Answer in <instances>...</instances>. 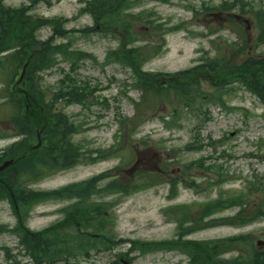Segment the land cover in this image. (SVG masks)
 I'll list each match as a JSON object with an SVG mask.
<instances>
[{
  "label": "trees",
  "instance_id": "1",
  "mask_svg": "<svg viewBox=\"0 0 264 264\" xmlns=\"http://www.w3.org/2000/svg\"><path fill=\"white\" fill-rule=\"evenodd\" d=\"M134 0H93L85 3L83 14L91 16L94 27L78 31L88 37L93 34H106L110 29L117 28L125 34L127 42L132 44L138 38L132 32V23L141 19L126 13L133 6ZM165 2L167 0H156ZM50 0H29V6L18 9L7 7L0 0V80L4 82V89L0 90V98L5 101L0 104L12 106L13 113L9 119L17 134H23L24 139L7 148L6 156L13 157L17 163L7 171L0 173V200H9L13 195L17 202L29 207L33 199L25 198L19 191L27 171L31 168L43 170L44 175L69 169L78 164L98 162L110 159L113 151H96V157H90V152L82 153V147L72 142V136L83 131L82 126H75L69 118L56 106L64 101L66 104H78L88 108L96 99L93 97L94 89L88 84L75 85L72 80H61L56 91L50 92L51 98L46 105L43 104L44 93L40 87L37 74L54 68L59 61L71 62L74 68L79 63L91 58L89 54L70 50V42L54 44L55 39H64L70 33L64 29L67 20L55 17L52 19L35 18L29 15L34 7L40 3L48 4ZM206 11H215L225 14L240 13V16L249 14L258 34L255 46L264 44V7L252 5L245 0L224 2L218 7H207ZM236 24V23H235ZM43 27H49L51 37L40 41L36 33ZM149 39L156 38L150 47H130L124 45L107 53L106 62L116 63L124 68H130L135 81L133 87L146 94L149 99H164L168 103H182L185 107L192 105L200 97L201 82L208 84L215 90L224 93L234 84L243 86L247 91L264 103V56H255L248 52L243 40L241 46L237 45L228 57L216 56L203 58V63L188 71L175 75L161 73H145L141 71L142 65L161 53L165 46V33L175 29H163L161 25L151 28ZM9 52V53H8ZM7 53V54H5ZM5 54V55H4ZM29 61L27 71L23 78L22 89L28 94L27 98L19 94L14 88L13 78L17 69ZM176 78L177 80H171ZM168 79L165 83L164 80ZM38 92V94H37ZM223 103L221 95L213 98ZM36 100L38 107L32 104ZM93 100V101H92ZM148 102V101H147ZM146 109V108H144ZM143 109V110H144ZM144 116V111L140 110ZM46 117V122L44 121ZM143 122H138L140 125ZM121 124L134 126L136 121L126 119ZM42 136L43 146L35 151H27L28 140L34 137L35 131ZM25 154V158L17 156ZM214 167L207 168L208 171ZM16 171V172H14ZM218 179L209 185L220 187L226 183V176L218 172ZM46 177V176H44ZM111 177L109 173L100 174L95 178L66 186L59 191L46 193L39 199L55 201L75 200L63 211L64 221L61 225L70 226L72 236L63 237L45 235L44 232L32 233L24 227L20 220L15 232L20 236L21 244L26 248L34 264H54L78 255L88 256L91 250L112 249L124 243V240L105 236L104 232L112 220L105 213L116 205L119 199L144 190L160 182V177L153 179H130L129 181L113 180L101 185L104 180ZM255 182V181H254ZM175 181H171L172 192L175 190ZM259 182L249 185L244 192L229 190L225 194L219 193L217 199L201 203L197 206V214L190 207L173 209L168 215H177L176 238L169 241L151 243L130 242L131 250H138L141 254L157 251H176L183 254L187 261L183 264H264V249L254 245V237L246 234L215 239L209 241H191L186 237L198 230L215 226L242 227L264 218V189L259 193L262 198L256 208L251 209L249 196L259 190ZM191 186V184H190ZM118 195L119 199L113 202L103 201L105 197ZM40 201V200H39ZM238 208L231 216L212 218L213 215ZM4 228L0 229V233ZM235 252V256L226 257Z\"/></svg>",
  "mask_w": 264,
  "mask_h": 264
},
{
  "label": "rangeland",
  "instance_id": "2",
  "mask_svg": "<svg viewBox=\"0 0 264 264\" xmlns=\"http://www.w3.org/2000/svg\"><path fill=\"white\" fill-rule=\"evenodd\" d=\"M89 0H62L52 7L39 5L32 14L40 17L62 16L68 19L66 27L68 29H82L92 26V19L87 15H79L78 11L83 7L84 2ZM231 0H171L170 3L158 4L142 0L133 10L134 12L142 11L151 15L155 23H161L164 28L179 26V31L167 35V44L164 52L159 57L151 60L144 66L145 71L175 73L189 69L198 64L199 57L209 54L213 56L215 50H219V55H228L233 51V44L241 43L243 40L248 42V48L254 55H264V45L255 47V37L258 30L253 24V19L249 14L238 17L242 32L239 26L230 23L234 19L231 15L223 16L222 14L203 15L194 14L191 6L200 10L202 4L216 6L222 2ZM254 5L264 6V0H252ZM10 7H20L27 4V0H6L4 2ZM240 16V13H237ZM244 21H247L248 27ZM245 26L247 31L245 32ZM139 29V27H137ZM50 35L48 29L39 32L41 39H46ZM71 44L74 49H80L92 53L98 63H101L108 49L114 48L117 41L111 38L99 35H91L87 38L81 37L80 34L70 36ZM69 71V63L61 62L58 67L51 71L44 72L43 88L49 94V89L55 88L65 73ZM78 81H87L105 89L100 95L105 98L107 106H92L89 111L81 110L77 105H69L63 102L57 105L58 110L65 112L74 123H82L84 128H94L83 134L74 137L75 140L83 143L89 148H108L116 144L114 139L117 132L115 123L116 118L132 117L134 108L128 102L125 94L138 101L140 93L129 91L128 83L130 75L128 70H124L117 65L107 66L101 69L91 61L82 63L79 71L72 76ZM231 94L223 98L227 100V105L232 108L230 111L214 105L213 103H200L203 101L204 94L214 93L205 83L200 84V99L196 103L195 110H186L181 105L175 104L180 110V117L176 120L174 126H169L168 130L163 128L159 115L168 119L171 107L166 102L157 103V113L152 115L149 123L141 126L135 132H127L125 139L133 147L134 153L146 164L148 168H154L159 165L163 171L167 172L170 177L178 175L181 180L183 175L190 176L187 181L194 180L199 183V193L183 189L180 187L179 195L174 200H168L167 195L169 187L164 182L158 187H153L140 193L131 194L122 198L119 205L114 209H109L108 216L112 217L113 234L120 239L138 240V241H157L171 239L175 236L176 222L166 218L162 209L176 205H186L191 208L194 214H197V206L202 202L214 200L219 193L225 194L229 190L244 192L248 186L249 180H255L258 176L264 180V105H261L248 92L241 89L238 85L229 87ZM205 99V98H204ZM145 104V103H144ZM175 105H173L175 107ZM172 106V107H173ZM206 111L202 115L199 111ZM149 115V114H148ZM208 117L209 120H205ZM6 124V115H0V125ZM196 126L201 129L198 137L201 144H207L201 151H184V146L194 140L197 135ZM11 136L7 132L5 134ZM123 134V128L120 135ZM209 138V139H208ZM141 140L144 144L138 142ZM7 140H0V150L8 143ZM221 143V144H219ZM147 148V149H145ZM170 150H176L173 153ZM222 152L230 157H222L218 160ZM124 155V153H122ZM146 157V158H145ZM200 158L207 159L202 167L186 168L191 162H196ZM119 165L124 170H129L130 166L120 163L119 158L110 159L95 165L78 166L69 172L60 173L54 177L39 183L38 188L41 190H54L62 186L86 180L94 175L112 170ZM222 167L225 175L232 177L231 182H227L220 187L204 184L205 180L212 182L215 179V172H206L203 167L213 166ZM215 169V168H214ZM121 170V169H120ZM141 171V169L139 170ZM180 171L178 174L177 172ZM172 172V174H171ZM122 173V172H119ZM169 177V178H170ZM165 178V177H164ZM211 178V179H208ZM130 179L129 175L124 174V180ZM236 179V180H235ZM264 182V181H263ZM263 184L262 182L260 183ZM264 187V186H263ZM251 201L252 195L249 196ZM114 197L106 198L110 201ZM63 203H47L36 207L28 220V227L32 231H38L58 216L52 214L55 210L61 208ZM228 211L222 215H231L234 212ZM46 214V215H43ZM0 224L12 226L14 218L11 214L7 203H0ZM246 234L254 237L256 240L264 242V220L252 223L244 227H219L202 229L190 235V239L196 240H214ZM9 249V254L14 257L18 264H23L25 258L19 255L18 238L13 235L0 236V248ZM126 246L115 248L111 252L91 253L89 260L79 259L69 264H113L116 261L115 254L122 252ZM264 248L263 246H260ZM230 253L228 256H233ZM133 264H181L185 261L184 256L172 252L166 253H149L138 255L137 252L131 254ZM13 260H8L4 256V251L0 250V264H17ZM63 264V263H57Z\"/></svg>",
  "mask_w": 264,
  "mask_h": 264
},
{
  "label": "water",
  "instance_id": "3",
  "mask_svg": "<svg viewBox=\"0 0 264 264\" xmlns=\"http://www.w3.org/2000/svg\"><path fill=\"white\" fill-rule=\"evenodd\" d=\"M9 164H10V162L5 163L4 165H2V166L0 167V171L3 170L5 167H7Z\"/></svg>",
  "mask_w": 264,
  "mask_h": 264
}]
</instances>
